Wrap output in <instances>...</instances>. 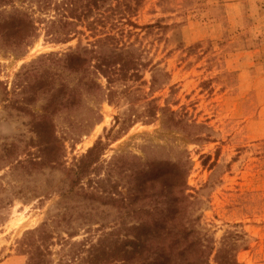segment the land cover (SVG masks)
Returning a JSON list of instances; mask_svg holds the SVG:
<instances>
[{
	"label": "rangeland",
	"instance_id": "1",
	"mask_svg": "<svg viewBox=\"0 0 264 264\" xmlns=\"http://www.w3.org/2000/svg\"><path fill=\"white\" fill-rule=\"evenodd\" d=\"M95 1L0 0V264H26L21 241L39 227L50 264H130L114 250L137 219L112 196L136 162L185 183L208 264H264V0ZM17 13L37 31L16 46L1 23ZM104 34L150 63L130 96L65 60ZM98 141L99 171L72 187L69 169Z\"/></svg>",
	"mask_w": 264,
	"mask_h": 264
},
{
	"label": "trees",
	"instance_id": "2",
	"mask_svg": "<svg viewBox=\"0 0 264 264\" xmlns=\"http://www.w3.org/2000/svg\"><path fill=\"white\" fill-rule=\"evenodd\" d=\"M96 2L94 0L93 3L96 4ZM62 23L63 26L73 25L66 21ZM54 24L55 22L51 21L50 25ZM90 24H87V27H90ZM131 25L136 27L133 23ZM1 26L6 29L7 38H11L16 46L26 43V39L31 35L34 36L37 31L34 21L21 13L5 19ZM145 27L151 28L152 25ZM47 32L49 36L61 42L70 40L65 33L58 34L59 32L52 30V27H48ZM60 35L64 37L60 38ZM115 39V36L111 34H104L96 37L89 46L78 44L71 52L65 54V60L71 68L80 69L85 76L98 74L103 77L107 86L110 87H106L108 93H114L112 84L121 82L124 84L125 93L130 96L131 88L127 82L139 81L143 70L149 67L150 63L142 59L141 51L137 50L134 44L125 42L119 45ZM155 82L153 76L150 88L155 85ZM94 86L97 89L102 88L98 81L94 82ZM149 106L148 115L154 117L158 106H152V104ZM132 117L131 114L122 120L117 117L116 122L125 126L128 121H133ZM49 142L48 140L47 143ZM49 146L52 154L55 149H58L51 143ZM102 148L103 143L98 141L69 169L73 175L72 187L83 176L90 173L96 175L100 168L98 153ZM49 160L56 163L54 156H50ZM116 168L115 159L112 158L106 164L107 176H110ZM163 175L165 174L158 168L153 166L149 168V165L136 162L131 166L128 174L129 177H133L131 178L133 185L123 196L119 192L116 196V192H113L112 199L115 202H126L122 206H125L124 208L128 206L127 210L130 211L131 216L137 219L133 225L129 226L128 236L115 246L116 259L130 264H208L207 257L212 250L195 237L196 231L186 211L191 200L190 194L185 191V183L179 181L164 183ZM145 214L147 218L143 217ZM48 238V232L42 227L29 230L25 234L21 241V249L28 255L26 264H50L46 244ZM216 262L217 264H240L235 258L218 257Z\"/></svg>",
	"mask_w": 264,
	"mask_h": 264
}]
</instances>
